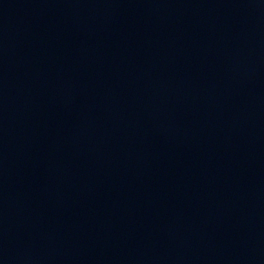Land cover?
<instances>
[{
	"label": "water",
	"instance_id": "obj_1",
	"mask_svg": "<svg viewBox=\"0 0 264 264\" xmlns=\"http://www.w3.org/2000/svg\"><path fill=\"white\" fill-rule=\"evenodd\" d=\"M0 264H264V0H0Z\"/></svg>",
	"mask_w": 264,
	"mask_h": 264
}]
</instances>
